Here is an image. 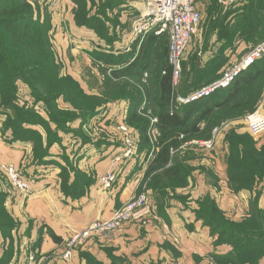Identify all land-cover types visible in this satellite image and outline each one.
<instances>
[{
    "label": "rangeland",
    "instance_id": "374dc122",
    "mask_svg": "<svg viewBox=\"0 0 264 264\" xmlns=\"http://www.w3.org/2000/svg\"><path fill=\"white\" fill-rule=\"evenodd\" d=\"M53 1L30 2L34 7H40L39 15L42 21L50 16L53 25L50 35L56 63L61 69V75L72 78L74 83L68 79V82L58 83L57 87L54 86L49 90L46 82H42L36 72H31L28 68L27 71L20 72V77L16 81L15 97L10 104L4 103L0 95V201H3L6 208L4 211V208L0 206V225H6V227L0 226V246L4 250L0 258L5 259L1 264H20V247L23 245L20 239V214L16 216L9 205L12 199L19 197L20 190L12 185L2 168L5 164H14L25 175L26 169L23 172L20 166V143H24L29 148L32 162L43 165L52 163L57 166L60 169L58 174L61 185L69 192L76 194L70 186L65 184L72 179L75 183L94 179L93 174L81 169L83 168L82 147L98 146L104 151L108 146H114V150L121 148L123 133L118 126L124 125L132 132L136 147L134 156L138 155L135 165L137 169H143L144 163L149 161L145 159L146 154L149 157L152 150V147L149 149L146 139V131L151 123L150 117L158 118L163 105L157 89V78L162 75V70L167 66L165 38L155 41L150 49L151 59L143 77L124 76L121 81L110 80V83H107L109 82L107 79L115 70L124 68L125 63H118V60L133 47L131 33L139 15L136 9L142 0H66L57 14L51 11ZM244 3L245 0L234 2L197 0L202 19L183 56L178 83L173 85V98L169 105L172 110L179 112L186 109L187 105L178 102L179 97H187L203 86L220 79L254 45L238 31L241 17L234 14L226 19L225 16L229 8L242 7ZM37 15L38 13H36V19ZM79 24L84 25L79 26ZM225 25H227L226 30ZM233 29L234 34L231 35ZM136 79H140L139 88H136L140 94V103L133 110L130 96L132 91L130 88L117 87L116 83L125 84ZM77 84L80 90L79 88L75 90ZM67 85L71 90V94L67 95L68 98L58 96L56 99L51 96L54 89L59 91ZM262 89L264 91V78L243 91L241 99L251 96L250 103H247L245 107L219 108L211 116L204 118L201 124L203 129L200 134L201 139H208L209 137H203H206L212 128L219 126L222 122L225 123L213 149H203L198 145L190 144L185 147L180 146L172 155L173 162L170 168H180L179 170L186 177L184 185L183 181L168 177L156 181L152 176L145 175L146 178L143 176L137 193L142 190L150 193L156 219L161 218L164 223L162 233L165 240L162 251L166 252L167 256L161 257L162 251L158 249L153 251L151 259L147 258L140 262L141 264H264V248L261 250L260 238L255 234L248 236L245 233L240 235L235 232L232 238L233 244H224L223 233H212V224H207L201 217L209 213L213 215L214 212L210 206L212 204L207 201L208 197L214 196L208 191H203L206 186L194 194L191 205L188 203L189 193L182 191V188L190 184L195 170L202 173L203 185L207 183L218 185L214 168L218 169V165L216 166L218 158L222 161L226 160L228 169L231 153L232 155L236 153L235 157L243 152L248 155V152L252 151L253 144L256 148L264 145V134L254 137L249 132L245 119L247 115L257 110L264 114V105L261 103L263 95L259 96L256 107L251 109V105H254V100ZM124 95L128 98L125 99ZM89 103L93 104L88 105ZM195 115L197 116L198 112ZM102 119H107L102 127L91 122L92 120L102 121ZM71 136L77 137L78 143L74 144L69 139L65 141ZM160 139L161 136L155 143L156 151L159 150ZM219 142L222 153L216 155L215 151L218 150L216 148ZM247 159L251 161L249 156ZM128 160L123 165H126ZM237 163L242 164L238 161ZM233 172L235 177L239 178V183L244 185L245 183L240 180L245 177L241 174V169L235 167ZM24 178L27 179L25 176ZM185 202L188 203L187 207L193 208L195 219L202 221H199L200 224L196 225L194 220H189L191 222L182 226H175L172 223L176 211L179 216ZM8 215L12 218L13 229L7 224L11 222ZM226 216L237 223L252 216L258 226L260 225L258 232L264 233V182L250 185L246 189L232 190V200ZM156 219L152 222L154 223ZM152 222L149 226L153 224ZM138 228L141 235L147 236L145 226L138 225ZM200 230H205L207 233L204 234ZM32 243L35 247L33 254L36 264H57L58 261L62 264H70L64 261L63 252L52 253L47 257L39 254L42 244L41 234L36 235ZM143 244H138L137 254H141L147 247ZM109 247L104 246L103 250L108 254L110 264H132L128 257L118 253V249ZM77 249L78 253L85 251L81 247ZM245 251L250 255L242 256ZM29 252L30 250L28 254ZM88 260L92 264H97L95 259L88 258Z\"/></svg>",
    "mask_w": 264,
    "mask_h": 264
},
{
    "label": "trees",
    "instance_id": "16d2710c",
    "mask_svg": "<svg viewBox=\"0 0 264 264\" xmlns=\"http://www.w3.org/2000/svg\"><path fill=\"white\" fill-rule=\"evenodd\" d=\"M30 1L37 2L38 0H0V95L2 96V101L7 104H10L15 97L17 90L16 81L20 77V72L27 71L28 68L31 69V72H36L37 77L42 82H46L49 90L54 86L57 87L58 83L68 82V79L73 82L72 78H66L61 75V69L58 67V63H56L50 35L53 26L50 16L42 21L39 15L40 7H34ZM36 13H38L37 19ZM234 14L241 17L238 31L241 32L246 40L254 43L252 47L264 40V0H245L244 6L229 8L227 15H225L226 19L234 16ZM233 31L234 29L231 31V35L234 34ZM161 38H165L164 43L166 45H164V50L167 53V66L162 70V75L157 78L158 93L163 101V105L158 113L159 122L157 124L161 131V139L158 142L159 150L155 151L145 175L146 177H154L156 181L164 177L172 178L176 181H183L182 184L184 185L186 177L181 173L180 168H170L173 162L171 150L178 149L185 141L201 139L200 134L203 131L201 128L202 121H204V118L211 116L215 110L223 107L236 109L240 106L245 107L247 103H250L251 96L243 100L241 99V95L245 89L247 90V88L259 82L261 78H264V57L242 71L228 87L218 89L209 96L184 104L187 105V108L178 112L172 110L169 106L173 98L174 87L172 67L168 62V36L167 34L157 36L151 33L144 39L139 49V41L135 40L133 42L131 51L118 60V63H125L124 68L115 70L112 76H109L107 79L109 80L107 83H110V80L121 81L124 76L128 78L132 75L143 77L151 59L150 49L153 47L154 42ZM164 71H166V74H163ZM116 84L117 87L130 88L132 91L130 95L132 100H130L133 104L131 105V109L134 110L140 103V94L137 90L140 85V79L130 80L125 84ZM77 88L80 90L78 84L75 86V90ZM32 90H34L33 87ZM70 91L67 85L59 89V91L54 89L51 96L56 99L58 96L68 98L67 95L71 94ZM262 93L263 89L258 97L256 96L254 105H251L252 108L250 107L251 109L256 107L255 105H257L259 96ZM124 98L127 99L128 96ZM91 104L93 103H89L88 105ZM196 112H198V115L194 116ZM148 129L146 131V139L149 149H151ZM211 131L203 138L210 137ZM181 133L184 134L183 139L179 138ZM190 135L192 136L191 138ZM242 154H238L235 157L237 154L233 153L232 155L231 153L228 161V183L234 191L239 188L246 189L250 185H258L260 182H264V145L256 148V145L253 144L252 151L248 152V155L245 152ZM239 155H241L240 158ZM247 156L251 158V161L247 159ZM237 161L242 164H238ZM235 167L241 169V174L245 177L240 180L246 185L240 184L239 178L235 177L233 172ZM63 189L64 191L66 190L65 187ZM207 201L212 204L210 206L214 210L213 215L209 213L201 217L206 220L207 224H212V233L221 232L224 234L222 238L224 244H233V234L237 232L239 234L245 233L248 236L255 234L256 237L260 238L261 250L264 248V233L258 232L260 225L258 226L252 216L246 217L242 222L237 223L226 216V213L218 206L215 199L208 197ZM0 206L4 208V211L6 210L3 201H0ZM9 219L11 222L7 224L8 226L11 225V229H13L11 216H9ZM0 226L6 227V225ZM51 235L55 241H61V238L57 237L54 233H51ZM247 254L248 256L250 255L249 252L245 251L242 253V256H246ZM4 261L5 259L0 258V264L4 263Z\"/></svg>",
    "mask_w": 264,
    "mask_h": 264
},
{
    "label": "crops",
    "instance_id": "0c3cea01",
    "mask_svg": "<svg viewBox=\"0 0 264 264\" xmlns=\"http://www.w3.org/2000/svg\"><path fill=\"white\" fill-rule=\"evenodd\" d=\"M65 1L54 0L51 3V11L57 14V11L61 10V5ZM144 3L145 0L138 3L136 11H139V14L144 7ZM139 7H141L140 10ZM262 95L261 103L264 105V91ZM102 117L104 118L103 114ZM106 121L107 119H102V121L92 120L91 122L97 125L99 124L101 125L99 127H102ZM111 126L113 127V125ZM68 139L74 144L78 143L77 137L71 136L65 139V141H68ZM123 149V143L121 148L119 147L114 150V146H108L105 151L98 146H83L81 150L83 168L81 169L85 172H90L89 174H93L94 179L84 183H75L74 179L70 180L65 186H70L72 188L71 190H74L76 193L73 194L67 188L64 191V187L61 185V178L58 174L60 169L57 166H54L52 163L50 165H43L32 162L29 148L24 143H20V166L23 172L26 169L24 176L31 185L29 193L20 191L18 193L19 197H15V200L12 199L9 202L11 211L13 210L16 216L20 214V239L23 242V245L20 247V264H27L28 251L30 250L29 253H31L35 249L32 246V240H35L36 235L41 234L42 244L38 251L40 255L47 257L52 253L60 254L65 249L67 240L74 230L83 229L98 219H109L115 209L121 207L132 196L137 194L141 179L143 176L145 177L149 163L154 156L149 160L146 154L145 159L149 160V162L144 163L142 170L137 169L135 165L138 155L137 157L129 158L126 165L122 164L118 168L117 181L112 188H104L100 181V177L110 170L111 160L116 154H121ZM216 150V155L222 153L220 152V142L217 144ZM216 162L218 169L214 167L216 170V173H214L217 177L218 185L210 183L203 185L201 181L202 173L199 170H195L192 174L190 184L182 188V191L189 193L188 203L191 205L192 199L195 197L194 194L206 186L203 191H208V193L214 196L213 198L218 206L227 213V209L231 204L233 189L228 183L226 160L222 161L221 158H218ZM188 203L185 202L186 206H182L183 208L180 209L179 216L177 215L178 211H176L174 218L172 216V223L175 226L185 225L191 222L189 220H194L196 225L202 222L198 218L195 219V212L193 208L190 209L187 207ZM177 207L179 206L177 205ZM163 224L160 218L158 220L156 219L151 226H149L150 224L145 226L147 236L141 235L138 225L130 222L126 223L123 228L109 237L93 236L81 247L85 251L78 253L77 249L73 259L69 263L92 264L88 260V258H92L97 261V264H110L109 258L107 257L108 254L103 250V247L113 246L112 248L115 250L118 249L119 254L128 257L132 264H141L140 262H143L147 258H152L153 251H158V249L162 251L165 240L164 234L162 233V229L164 228ZM204 229L206 230L205 227ZM205 230H200V232L205 234L207 233ZM182 232L185 233L186 231L182 230ZM51 233L60 237L61 241H55ZM139 243H144L143 245L145 247L147 245L141 254H137L136 252ZM112 251L115 252L114 250ZM3 252L4 250L0 246V257ZM118 253L116 252V255ZM162 256H167V253L162 251ZM57 264H62V262L58 261Z\"/></svg>",
    "mask_w": 264,
    "mask_h": 264
},
{
    "label": "built area",
    "instance_id": "2783aa9c",
    "mask_svg": "<svg viewBox=\"0 0 264 264\" xmlns=\"http://www.w3.org/2000/svg\"><path fill=\"white\" fill-rule=\"evenodd\" d=\"M234 2L236 0H228ZM201 13L197 6V0H145L144 7L134 22L132 29V42L139 41L138 49L141 47L144 39L151 33L161 36L167 34L169 39L168 62L172 67L173 85H177L183 63V56L192 40L193 34L201 22ZM264 57V40L252 47L242 58L229 68L220 79L203 86L199 90L191 93L187 97H179L178 102L187 104L209 96L216 90L228 87L234 79L245 69L251 67L257 60ZM166 74V71L163 72ZM147 76V74H145ZM151 123L148 130V137L152 147L149 154V160L156 151L155 143L161 136L157 126L159 120L157 117H150ZM246 124L249 132L254 137H260L264 134V114L260 111H254L247 115ZM225 126L222 122L219 126L213 128L211 136L208 139H192L181 145V147L190 144L198 145L203 149H213L216 145V139L221 129ZM123 133V152L118 154L112 161L110 170L100 177L104 188H112L117 181L118 168L129 158L134 157L136 153L135 141L127 128L119 126ZM184 134H180V139ZM177 149H172L173 155ZM149 162V161H148ZM3 171L8 176L14 187L20 191L28 193L31 185L28 179L14 164L3 165ZM154 203L148 191L142 190L132 196L125 204L113 211L109 219H98L83 229L74 230L66 243L63 251V259L70 262L78 247L84 246L93 236L109 237L116 231L123 228L126 223H134L139 226H147L155 218ZM27 264H36L35 255L31 252L27 258Z\"/></svg>",
    "mask_w": 264,
    "mask_h": 264
}]
</instances>
